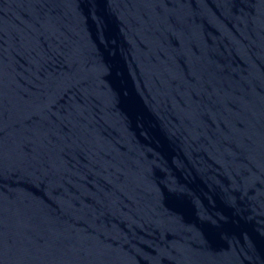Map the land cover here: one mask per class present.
Instances as JSON below:
<instances>
[{
    "label": "water",
    "instance_id": "95a60500",
    "mask_svg": "<svg viewBox=\"0 0 264 264\" xmlns=\"http://www.w3.org/2000/svg\"><path fill=\"white\" fill-rule=\"evenodd\" d=\"M0 264H264V0H0Z\"/></svg>",
    "mask_w": 264,
    "mask_h": 264
}]
</instances>
